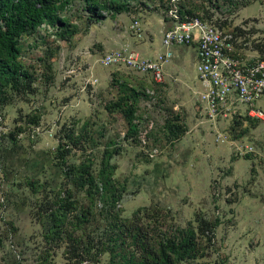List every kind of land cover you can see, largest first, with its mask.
Returning <instances> with one entry per match:
<instances>
[{
	"label": "rangeland",
	"instance_id": "1",
	"mask_svg": "<svg viewBox=\"0 0 264 264\" xmlns=\"http://www.w3.org/2000/svg\"><path fill=\"white\" fill-rule=\"evenodd\" d=\"M128 1V10L102 11L92 21L84 2L72 0L58 11L64 24L43 22L19 40L17 60L33 81L24 91L7 88L6 94H0V264H109L110 251L105 248L114 213L136 222L150 237L173 224L196 226L199 213L217 217L222 224L214 244L205 246V255L191 262H237L229 245L230 217L220 215L219 203H214L217 181L206 176L198 156L210 153L209 144L220 132L225 137L222 142L254 141L258 122L210 119L198 99L200 87L189 74L183 82L166 71L164 80L156 82L124 66L103 64V55L117 49L151 57L142 54L140 46L143 38L148 43L157 39L168 0ZM179 1L186 9L209 8L226 29H250L249 39L264 36V0ZM134 18L141 23L142 39L130 28ZM125 102L134 109L131 122L142 127L135 139L122 138L130 117ZM175 116L184 128L171 142L167 124ZM83 123L88 136L66 155L68 164L90 161L96 173L105 146L120 148L110 159L115 165L112 178L125 189L109 215L101 207L103 199L87 185L76 187L73 174L66 177L67 167L55 156L58 142L66 140L64 133L68 129L77 133ZM205 163L212 168L211 157ZM205 187L207 193L202 191ZM68 195L85 217L76 223L70 217L73 210H68L64 223L55 224L49 212ZM254 235L251 230L250 238ZM122 246L116 250L135 248L128 236Z\"/></svg>",
	"mask_w": 264,
	"mask_h": 264
},
{
	"label": "trees",
	"instance_id": "2",
	"mask_svg": "<svg viewBox=\"0 0 264 264\" xmlns=\"http://www.w3.org/2000/svg\"><path fill=\"white\" fill-rule=\"evenodd\" d=\"M72 0H0V94H6L7 88L16 91H24L30 88L33 78L23 69L21 62L17 60L19 53V40L23 35L32 34L36 28L43 22L51 25H62L65 19L62 18L58 11ZM91 13V20L97 21L102 16V11L115 10L122 12L128 10V0H81ZM169 1V0H168ZM169 5L166 4L165 13ZM185 15L201 16L211 19L214 15L209 8L203 10L182 8L178 0V17L183 19ZM215 22L220 26L224 24L216 18ZM234 30L241 32L239 26H234ZM264 37L262 43L253 42V48L263 51ZM127 98V97H126ZM125 105L130 117L128 118V127L125 131V137L138 138L142 134V127H137V123L131 122L134 112L131 104ZM175 121L167 124L170 136L173 139L178 137L184 128L178 123V116L174 117ZM257 121L256 119H248L247 116L234 117V121L238 120ZM148 137L147 133L145 132ZM10 138L14 139L13 132L9 133ZM88 136L87 124L83 123L80 130L75 133L72 129H68L64 133L65 141H59L56 147L55 156L59 162L67 168L63 170L66 177L70 173L73 174V183L76 187L88 186L94 195L103 199L102 209L108 215L116 206V202L125 189L123 183H119L112 178V172L115 168L114 163L110 161L113 154H117L119 147L105 146L99 161V168L94 173L90 166V161H82L78 164L70 165L67 163L66 155L71 152L73 147L79 146ZM93 198V195H92ZM78 202L70 199V196L63 197L57 202L55 210L49 212L53 223H64L63 217L66 211L73 210L74 222H80L84 217V212L76 207ZM48 209V207H47ZM76 209V210H75ZM137 217L136 214H134ZM107 232L108 247L110 251L109 264H179L181 261H187L192 264V260L205 255L203 250L205 246H211L214 240V230L219 224V219L209 218L204 213L196 215V226L188 223L187 226L180 227L172 225L168 230L159 232L157 235L147 236L135 223L127 218H119L116 213L111 217ZM69 222V221H67ZM126 233L122 238V234ZM125 236L130 237V243L134 250L129 252H119L116 249H123ZM120 240V241H119ZM119 241V242H118ZM201 241V242H199ZM141 250L137 254V249ZM215 264H219L216 262Z\"/></svg>",
	"mask_w": 264,
	"mask_h": 264
},
{
	"label": "built area",
	"instance_id": "3",
	"mask_svg": "<svg viewBox=\"0 0 264 264\" xmlns=\"http://www.w3.org/2000/svg\"><path fill=\"white\" fill-rule=\"evenodd\" d=\"M166 15L172 24L161 37L163 50L151 57H140L133 51L122 49L106 52L101 62L121 65L137 73L150 76L156 82L164 80V65L171 59L172 45L196 46V74L201 84L198 99L204 104L210 119L247 116L264 120V110L258 102L264 100V46L263 51L253 48V42L262 43L263 35H253L243 26L238 30L226 29L211 19L185 15L178 17V0H169ZM137 38L143 37L138 18L130 24ZM264 45V44H263ZM243 50H249L243 52ZM238 154L254 152L252 144L237 146ZM219 195V190H214Z\"/></svg>",
	"mask_w": 264,
	"mask_h": 264
},
{
	"label": "crops",
	"instance_id": "4",
	"mask_svg": "<svg viewBox=\"0 0 264 264\" xmlns=\"http://www.w3.org/2000/svg\"><path fill=\"white\" fill-rule=\"evenodd\" d=\"M171 24V18L166 15L164 22L159 25V34L155 41L145 42L146 39L144 40L143 35V43L140 46L141 53H150L151 56H154L163 50L162 33ZM170 49L172 57L163 67L164 74L168 71L169 73L166 74L169 76L178 75L183 82L185 75L189 74V77L196 79L197 86L201 90L195 68L197 61L195 43L172 45ZM185 70H188L187 73ZM258 105L264 110V100L259 101ZM256 120L259 132L254 141L242 142L232 139L230 142L228 140L222 142L223 133L220 132L219 136L209 144L212 145V147H208L210 153L198 156V159L201 157L200 160H203L204 168L206 166V176L217 181L219 195L214 201L216 204L219 203L217 212L220 211V215L225 214V217L228 215L230 217L231 228L228 238L230 239L231 253L235 258H238L236 264H264V131L260 135V130H264V120ZM181 143H178V148L183 145ZM250 144L254 146V152L243 155L237 153V146L242 147ZM178 154L183 155V151H179ZM210 157L212 160L211 169L205 163L206 159H210ZM197 176H199V172ZM202 191L207 193L208 188L205 187ZM189 197L191 196L189 195ZM221 219L223 220L224 217L222 216ZM221 224L222 222L219 220V224L214 230V239ZM251 230L255 231L252 238H250ZM234 248L237 252H234ZM237 253L240 257L236 255Z\"/></svg>",
	"mask_w": 264,
	"mask_h": 264
}]
</instances>
